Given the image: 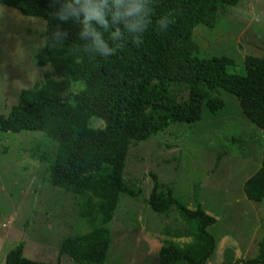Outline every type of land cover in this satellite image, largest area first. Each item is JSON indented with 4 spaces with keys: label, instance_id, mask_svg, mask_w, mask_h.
<instances>
[{
    "label": "trees",
    "instance_id": "obj_1",
    "mask_svg": "<svg viewBox=\"0 0 264 264\" xmlns=\"http://www.w3.org/2000/svg\"><path fill=\"white\" fill-rule=\"evenodd\" d=\"M238 2L0 0L22 15L45 20L44 45L35 57L42 78L22 89L7 113H0V131H39L57 143L50 182L79 196V218L91 226L64 238L60 255L77 264H104L110 245L106 224L119 195L140 192L123 179L129 146L169 123L199 121L203 105L210 112L221 109L218 89L234 95L246 118L262 130L261 163L243 192L252 202L264 200V57L247 55L244 73H230L231 59L198 57L193 39L197 25L213 27L218 8ZM153 180L149 207L163 214L175 211L188 226L175 234L188 241L162 244L157 264H206L215 248L207 228L215 218L200 205H184L168 185L156 176ZM23 248L20 242L10 249L4 264H60L28 259ZM236 262L264 264V235L255 256Z\"/></svg>",
    "mask_w": 264,
    "mask_h": 264
},
{
    "label": "rangeland",
    "instance_id": "obj_2",
    "mask_svg": "<svg viewBox=\"0 0 264 264\" xmlns=\"http://www.w3.org/2000/svg\"><path fill=\"white\" fill-rule=\"evenodd\" d=\"M44 31L43 18L0 4V113L17 103L22 89L41 80L35 57L44 45ZM193 39L198 57L226 56L231 59L228 72L243 74L245 56L264 57V0L219 7L215 25H197ZM218 92L224 101L221 109L210 112L203 105L199 121L169 123L129 146L123 179L140 192L134 197L120 193L106 224L110 245L104 264H157L162 244L188 241L186 236L175 238L182 227L188 229L175 211L157 213L147 204L153 176L181 203L200 205L215 218L207 228L215 248L206 264H238L256 255L264 235V200H248L243 184L260 166L262 130L246 118L234 95ZM56 148L39 131H0V264L20 242L28 259L77 264L59 254L61 243L91 226L79 218V196L50 182Z\"/></svg>",
    "mask_w": 264,
    "mask_h": 264
},
{
    "label": "built area",
    "instance_id": "obj_3",
    "mask_svg": "<svg viewBox=\"0 0 264 264\" xmlns=\"http://www.w3.org/2000/svg\"><path fill=\"white\" fill-rule=\"evenodd\" d=\"M3 226H5V224H3Z\"/></svg>",
    "mask_w": 264,
    "mask_h": 264
}]
</instances>
